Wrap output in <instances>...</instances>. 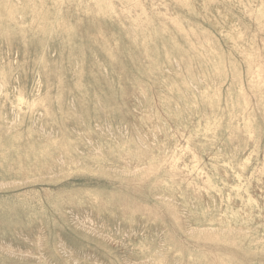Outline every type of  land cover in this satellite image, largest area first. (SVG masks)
<instances>
[{
	"label": "rangeland",
	"instance_id": "374dc122",
	"mask_svg": "<svg viewBox=\"0 0 264 264\" xmlns=\"http://www.w3.org/2000/svg\"><path fill=\"white\" fill-rule=\"evenodd\" d=\"M0 264H264V0H0Z\"/></svg>",
	"mask_w": 264,
	"mask_h": 264
}]
</instances>
